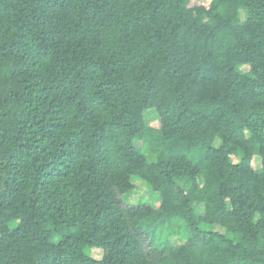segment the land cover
<instances>
[{"label":"trees","instance_id":"1","mask_svg":"<svg viewBox=\"0 0 264 264\" xmlns=\"http://www.w3.org/2000/svg\"><path fill=\"white\" fill-rule=\"evenodd\" d=\"M193 1L0 0V264H264V0Z\"/></svg>","mask_w":264,"mask_h":264},{"label":"rangeland","instance_id":"2","mask_svg":"<svg viewBox=\"0 0 264 264\" xmlns=\"http://www.w3.org/2000/svg\"><path fill=\"white\" fill-rule=\"evenodd\" d=\"M204 1H207V0H194L192 2V5L200 4L201 2H204ZM147 116H148L147 117L148 123H151L152 125H156V126L159 125V121L154 114L148 113ZM147 196L150 197L151 203L153 204V206L155 208H157L159 206V203H160L159 199L157 198V196L155 194H151L147 190L146 185H144L143 183H139V187L137 189H135L134 191L125 195L122 198V201L124 204L131 205V204L138 203L141 199H145ZM180 242H183V240H181V239H175L174 240V244H178ZM96 253L100 254L101 252L97 251Z\"/></svg>","mask_w":264,"mask_h":264}]
</instances>
